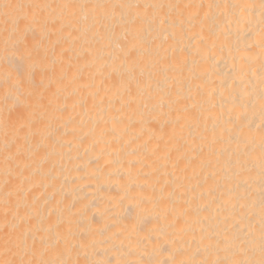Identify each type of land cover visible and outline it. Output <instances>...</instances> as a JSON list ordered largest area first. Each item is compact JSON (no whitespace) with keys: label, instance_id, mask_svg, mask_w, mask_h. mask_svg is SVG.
Returning <instances> with one entry per match:
<instances>
[{"label":"bare ground","instance_id":"bare-ground-1","mask_svg":"<svg viewBox=\"0 0 264 264\" xmlns=\"http://www.w3.org/2000/svg\"><path fill=\"white\" fill-rule=\"evenodd\" d=\"M0 264H264V0H0Z\"/></svg>","mask_w":264,"mask_h":264}]
</instances>
